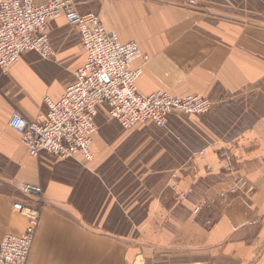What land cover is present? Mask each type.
<instances>
[{"label": "crops", "instance_id": "1", "mask_svg": "<svg viewBox=\"0 0 264 264\" xmlns=\"http://www.w3.org/2000/svg\"><path fill=\"white\" fill-rule=\"evenodd\" d=\"M75 1L149 56L132 63L141 94L213 107L124 128L103 103L93 160L31 155L13 112L39 120L86 59L77 29L50 20L53 57L27 50L0 67V245L26 230L14 203L30 182L44 199L30 264H264V0Z\"/></svg>", "mask_w": 264, "mask_h": 264}, {"label": "built area", "instance_id": "2", "mask_svg": "<svg viewBox=\"0 0 264 264\" xmlns=\"http://www.w3.org/2000/svg\"><path fill=\"white\" fill-rule=\"evenodd\" d=\"M64 16L81 38L85 61L77 68L75 82L67 86L59 100L45 98L48 111L39 120H31L15 110L10 126L33 156L48 152L68 159L95 157L94 135L99 105L109 106L111 116L124 128H133L148 121L163 127L173 112L204 115L213 102L199 93L172 95L159 90L141 94L136 79L142 66L133 68V61L142 55L136 41L123 42L118 33H109L98 13L81 12L75 0H0V67L8 71L21 54L34 50L46 58L54 56L49 34L50 20ZM233 168V162H228ZM25 198L14 203V209L26 215L28 224L21 235L7 233L0 245V264H30L29 255L44 204L40 184L22 182ZM232 191H235L233 189ZM185 197V194H183ZM199 207L195 208L197 212Z\"/></svg>", "mask_w": 264, "mask_h": 264}, {"label": "rangeland", "instance_id": "3", "mask_svg": "<svg viewBox=\"0 0 264 264\" xmlns=\"http://www.w3.org/2000/svg\"><path fill=\"white\" fill-rule=\"evenodd\" d=\"M18 186H19L18 188H19V190H20V185H18Z\"/></svg>", "mask_w": 264, "mask_h": 264}]
</instances>
